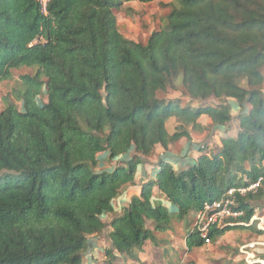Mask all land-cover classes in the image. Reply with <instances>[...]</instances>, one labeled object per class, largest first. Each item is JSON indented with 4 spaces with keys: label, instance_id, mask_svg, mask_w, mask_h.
I'll return each mask as SVG.
<instances>
[{
    "label": "trees",
    "instance_id": "16d2710c",
    "mask_svg": "<svg viewBox=\"0 0 264 264\" xmlns=\"http://www.w3.org/2000/svg\"><path fill=\"white\" fill-rule=\"evenodd\" d=\"M122 2L48 0L43 12L38 0H0V82L13 69H34L20 76L14 102L0 111V264H84L89 238L106 229L102 216L137 183L141 157L191 131L227 127L229 100L239 106L237 134L222 137L216 153L201 147L186 168L160 160L155 177L109 221L103 254L137 260L155 233L170 229L173 213L196 214L260 177L256 191L237 194L243 214L207 237L216 243L230 230L264 234L257 227L264 210V0H170L166 24L145 43L118 30L114 10ZM180 88L185 105L157 95ZM210 98L217 102L202 104ZM130 151L111 170H96L101 154ZM154 187L169 206L154 204ZM185 244L191 250L205 240L193 230Z\"/></svg>",
    "mask_w": 264,
    "mask_h": 264
},
{
    "label": "rangeland",
    "instance_id": "374dc122",
    "mask_svg": "<svg viewBox=\"0 0 264 264\" xmlns=\"http://www.w3.org/2000/svg\"><path fill=\"white\" fill-rule=\"evenodd\" d=\"M122 1L123 2L121 4V7L119 8V10L115 9L114 14L117 18L118 30L126 38L135 42L145 43L152 31L158 30L164 24H166L165 16L170 9L168 6L170 0H152L147 3H142L138 1L133 2L128 0ZM33 72L34 69L32 68L13 69L11 71V78L0 82V111L5 108L8 101L14 102L13 91L20 87V76L24 74H31ZM262 74L264 75V69L262 70ZM243 86H246L245 82H243ZM262 87L264 89V84ZM157 95L159 98L179 99L181 105H185L188 102V98L182 94L181 88L178 90L168 89L167 92L159 91ZM43 100L46 101V98L44 97ZM216 102L217 101L215 99L210 98L202 102V104ZM229 103L232 106L233 118L227 127L219 126L213 131H191L190 138L187 139L183 137L177 142L170 145L174 154L176 156L180 155L179 159H186L183 155L185 151L186 153L189 152V155L191 156L192 154L194 155L197 152L195 150L196 147H205L208 154L216 153L221 145L220 140L222 137L228 135L235 136L237 134L238 123L236 121L235 116L239 111V106L234 100H229ZM16 104L20 108V102H16ZM193 105L196 106V103H193ZM175 124L176 121L174 118H170L167 121L166 127L170 133L174 131ZM188 147H190V149L186 150V148ZM161 152V148H156L154 149L153 154L149 157H142L141 160L144 165V170L147 173L149 172L147 167L150 164L152 165L153 163L158 161ZM132 155L133 151H130L124 156L115 159H110L107 153H103L99 156V164L97 165L96 170H111L117 164H120L126 159H129ZM138 172V177H140L139 175L143 176V171L140 166ZM142 180L144 181L145 179L141 178L137 181V184H141L140 181ZM135 186H126L121 190L119 196L114 199L113 212L105 213L102 216V219L106 222V225L109 223L111 217L121 213L122 208L126 206V203L136 191ZM259 212L261 215V220H258L259 224H257H261V226L264 228V210L258 209V213ZM193 221L194 214L185 215L183 217H180L177 213H173L171 215L169 222V231H171L175 239L174 242L166 243V248L164 249L165 252L160 256L161 258H166V260H168L170 264H250L245 261V255L243 256L240 254L239 248L242 245L257 240V233L253 229L235 231L234 234L230 233L226 235L223 240L217 244L211 242L208 245L187 250L185 239L189 231H193ZM108 226L109 225H107L106 227ZM106 231H108L107 228L102 233L106 234ZM100 235L101 234L92 236L93 240H91V242L93 244L96 241L100 242L99 246L102 247V249L104 250L106 245L105 243L107 241L104 242V239H99ZM162 235H165V233H155V237L147 241L141 251L137 252V257L142 256L143 253L146 254L148 257H151L149 256L150 253L147 250L150 248H152V250L154 251L158 250L156 249V247H159V242L162 238ZM96 238L97 240H95ZM91 242L89 243L90 247H92ZM92 249V251H90L91 249H88L87 252L84 254V264H149V261L151 260L150 258V260H148L147 256L143 261H141V259L139 260L137 258V260H134L129 258L127 255H124L122 259L118 258L116 261H108V258H106L103 254V250L101 251L100 248H97V250L94 251V248ZM255 254L256 257H261V255L264 256V246H257ZM236 255H240V257L235 259ZM104 257L106 260L103 259ZM127 257L129 261H127ZM158 260H160V258L156 256V258H154L151 262Z\"/></svg>",
    "mask_w": 264,
    "mask_h": 264
},
{
    "label": "built area",
    "instance_id": "2783aa9c",
    "mask_svg": "<svg viewBox=\"0 0 264 264\" xmlns=\"http://www.w3.org/2000/svg\"><path fill=\"white\" fill-rule=\"evenodd\" d=\"M42 6L43 12H45L46 4L48 0H38ZM261 177L255 182H251L248 185L240 187L229 188L219 200L204 205L203 209L194 214L193 230L197 231L199 236L205 240V244H209L210 240L207 237L209 230L212 227L223 228L230 224L232 219L240 217L243 212L238 210L237 207V194L244 196L247 192H254L259 187ZM259 221L261 218L258 219ZM252 221V220H251ZM259 224V222H258ZM257 227L262 228L261 224ZM257 246H264V237L259 241H254L239 248L241 255H245L246 262L253 264L255 262H261L258 258L253 256Z\"/></svg>",
    "mask_w": 264,
    "mask_h": 264
},
{
    "label": "crops",
    "instance_id": "0c3cea01",
    "mask_svg": "<svg viewBox=\"0 0 264 264\" xmlns=\"http://www.w3.org/2000/svg\"><path fill=\"white\" fill-rule=\"evenodd\" d=\"M134 2V1H133ZM200 123L202 124V125H207V124H210L211 123V120H210V118L209 117H207V116H201L200 117ZM214 130V129H213ZM212 130V131H213ZM156 148H161L162 149V152L160 153V157L158 158V161L157 162H155V163H153L152 165L150 164L148 167H147V169H148V173L144 170V165H143V162H142V160H141V163H140V167L142 168V171H143V176H141V175H139L140 177H138V175L137 174H139V166H138V169H137V172H136V181H138V180H140L141 178H143V179H145L146 181L147 180H150V179H153L154 177H155V174H156V171H157V163L160 161V160H165V161H167V162H169L171 165H172V167L175 169V170H179V169H183V168H186L187 166H189L190 164H193L194 162H195V160H196V158L198 157V155H199V149L201 148V147H196L195 148V150L197 151L194 155L192 154V156L191 155H189V152L188 153H186V151H185V153L183 154L184 156H185V158L187 159H185V160H183V159H179V157H180V155L179 156H176L175 154H174V152L172 151V149H171V147L169 146L168 147V149L167 150H164L161 146H159V145H156V147H155V149ZM190 149V147H188V148H186V150H189ZM187 155V156H186ZM189 156H191V157H189ZM141 159H142V157H141ZM127 160V159H126ZM140 181L141 183H144V182H146V181ZM139 183V182H138ZM135 186V185H134ZM135 192H134V194L133 195H137L138 194V192H139V188H140V186L136 183V186H135ZM152 192H153V202H154V204H159V203H165L166 205H168V203L165 201V199H164V197L162 196V195H160L159 193H158V190H157V188L156 187H154L153 188V190H152ZM127 204V203H126ZM169 206V205H168ZM260 217V216H259ZM112 218V217H111ZM111 220V219H110ZM109 220V221H110ZM108 223V222H107ZM109 224V223H108ZM107 224V225H108ZM107 228V230H109L110 229V226H108V227H106ZM235 231H241V229H237V230H230V231H228V232H226L217 242H216V244L217 243H219V242H221L222 240H223V238L226 236V235H228V234H230V233H232V234H234V232ZM107 232V231H106ZM165 233V235H162V238L160 239V244H159V247H156V249H158V250H156V251H154V250H152V248H150V249H148L147 251H149V253H150V255L149 256H151V257H148L146 254H142V256H140V257H138V259L140 260L141 259V261H143L144 259H145V257L147 256V258H148V260H150L149 261V264H156V262H157V264H170V262L168 261V260H166V258H164V257H160L164 252H165V248H166V243H169V242H174V235L171 233V231H169V230H167L166 232H164ZM104 235H105V237H104ZM101 237H104V238H101ZM107 237V233L106 234H101L100 235V237H99V239H104V242H106L105 244V248H107L108 246H109V240H108V238H106ZM256 237H257V240H255V241H259V240H261L263 237H264V234H262V235H258V234H256ZM91 240H93V237H90L89 238V240H88V242L90 243L91 242ZM95 240H97V238L95 239ZM90 245V244H89ZM100 245V242H98V241H96L94 244L91 242V246L92 247H90L89 246V248L88 249H91L90 251H92L93 249L92 248H94V251L95 250H97V248H100V250L102 251L103 249H102V247H100L99 246ZM204 245H208V244H204ZM93 246H95V247H93ZM104 248V249H105ZM169 248V247H168ZM187 248V247H186ZM188 250V249H187ZM96 253V252H95ZM123 256L124 255H122V256H119L118 258H120V259H122L123 258ZM144 256V257H143ZM156 256L158 257V258H160V260H158V261H154V262H151V261H153V259L154 258H156ZM253 256L254 257H256V254H255V252L253 251ZM261 256H263V255H261ZM238 257H240V255H236L235 256V259L236 258H238ZM264 257V256H263ZM150 258V259H149ZM256 258H258L259 259V261H261V262H255L254 264H264V258H262V257H256ZM103 259H105V257L103 258ZM106 260V259H105ZM127 261H129L128 260V257H127Z\"/></svg>",
    "mask_w": 264,
    "mask_h": 264
}]
</instances>
